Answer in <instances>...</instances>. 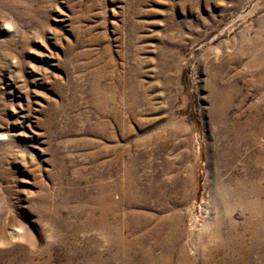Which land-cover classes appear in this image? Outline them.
Here are the masks:
<instances>
[{
    "label": "rangeland",
    "instance_id": "1",
    "mask_svg": "<svg viewBox=\"0 0 264 264\" xmlns=\"http://www.w3.org/2000/svg\"><path fill=\"white\" fill-rule=\"evenodd\" d=\"M7 1L0 220L8 236L13 225L34 241L43 231L51 264H90L97 254L102 264H145L143 254L157 258L162 247L150 236L135 252L137 216L144 234L177 213L180 246L195 261L197 236L216 216L240 230L242 210H215L211 195L264 177L255 166L264 148V0ZM105 193L108 222L130 245L123 256L106 231L83 228Z\"/></svg>",
    "mask_w": 264,
    "mask_h": 264
},
{
    "label": "bare ground",
    "instance_id": "2",
    "mask_svg": "<svg viewBox=\"0 0 264 264\" xmlns=\"http://www.w3.org/2000/svg\"><path fill=\"white\" fill-rule=\"evenodd\" d=\"M0 8L11 11L12 3L7 1L2 4L0 0ZM250 136L251 145L253 144L255 146L256 139L251 133ZM255 166L258 170L264 168V148L258 150ZM249 195L253 197L250 201L246 199V196ZM108 196L109 195L105 193L95 206H93L91 212L87 214L88 220L84 223L83 228L88 229L89 227L91 229V227H97L106 231L113 245L119 246L123 256L125 250L130 245L117 239L116 226L108 222V216L112 208L109 209V205L105 203L107 202ZM262 198H264V177L259 178L256 184H240L232 190L219 185L213 187L211 195L213 209L219 210L221 208L231 209V207H239L242 210L241 212L244 213V221L240 226V230L236 229V223L230 220L228 216L222 217L219 215L209 221L207 225V229H210L209 233H203L197 236L195 251L198 254V261L190 259L191 257L189 258L182 249L183 247L180 246L179 242L182 229L180 224L181 221L177 213H170L172 215L160 218L151 231L144 233L145 235L140 233L143 227V220L140 216H137L134 230L139 232V234L135 237L132 246L137 248L135 252L142 253L141 245L144 239L152 236L156 241L155 246L162 247V253L157 258H155L151 252H148L149 254L144 253L143 255H145L146 258L144 261L145 264H264V202L261 200ZM6 229L7 225L4 221L0 220V264H51V250H54V245L44 242V239L42 240L40 234H42L43 231L41 232L39 230L40 232H38L37 235L38 238L36 237L34 241L29 237L28 232L24 231V227H14L13 225L10 236L7 235ZM48 231L51 232L50 234L54 239V230L51 229ZM19 232L21 234L16 237L15 234H19ZM161 233L166 234L164 239L160 237ZM41 241L43 242L42 248L38 249L39 242ZM86 249L87 248H85V252ZM90 251L92 252V250ZM70 259L69 257V260ZM89 260L90 264H102L101 257L98 254L93 255L92 259Z\"/></svg>",
    "mask_w": 264,
    "mask_h": 264
}]
</instances>
